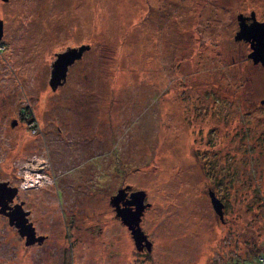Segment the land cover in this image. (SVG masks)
<instances>
[{"label":"rangeland","instance_id":"rangeland-1","mask_svg":"<svg viewBox=\"0 0 264 264\" xmlns=\"http://www.w3.org/2000/svg\"><path fill=\"white\" fill-rule=\"evenodd\" d=\"M253 12L264 23V0H0V182L45 236L26 245L0 213V264L253 261L264 64L235 38ZM83 44L52 90L57 54ZM120 189L146 192L150 251L116 216Z\"/></svg>","mask_w":264,"mask_h":264},{"label":"water","instance_id":"water-1","mask_svg":"<svg viewBox=\"0 0 264 264\" xmlns=\"http://www.w3.org/2000/svg\"><path fill=\"white\" fill-rule=\"evenodd\" d=\"M7 1V0H5ZM240 30L235 38L245 39L251 43L252 52L249 57L254 63L264 64V23L256 19L253 12L250 17L244 14L238 15ZM251 21L250 23L248 21ZM3 20H0V39L3 37ZM90 49V45H81L75 48H68L66 51L58 53L52 65L50 86L52 90H56L63 85L67 79L69 66L73 65L77 60L81 59L83 54ZM16 121L12 125H15ZM18 193L17 187H11L8 182H0V213L8 217L9 224L18 229L19 234L26 239V245L42 243L45 239L43 235H37L33 222L29 221L30 211L24 210L23 202L11 205ZM127 192L124 189L112 196L110 202L115 208L116 216H118L123 224L127 225L131 232L132 239L138 250L144 247L148 251L151 250L152 243L148 240L146 234L140 227V222L144 214V210L149 204L144 203L146 192L138 190L130 193L127 201L122 202ZM214 210L221 219L224 216V203L215 196L213 191L209 192Z\"/></svg>","mask_w":264,"mask_h":264},{"label":"trees","instance_id":"trees-1","mask_svg":"<svg viewBox=\"0 0 264 264\" xmlns=\"http://www.w3.org/2000/svg\"><path fill=\"white\" fill-rule=\"evenodd\" d=\"M264 255V249H262V245L256 250L255 257L253 261H247L242 264H264V262L260 261V256Z\"/></svg>","mask_w":264,"mask_h":264},{"label":"built area","instance_id":"built-area-1","mask_svg":"<svg viewBox=\"0 0 264 264\" xmlns=\"http://www.w3.org/2000/svg\"><path fill=\"white\" fill-rule=\"evenodd\" d=\"M41 173L42 172L39 169L33 170V173H31L32 175H29L30 176L29 182L35 184L36 183L35 181H37L40 178ZM259 259L260 261L264 262V255H261Z\"/></svg>","mask_w":264,"mask_h":264},{"label":"flooded vegetation","instance_id":"flooded-vegetation-1","mask_svg":"<svg viewBox=\"0 0 264 264\" xmlns=\"http://www.w3.org/2000/svg\"><path fill=\"white\" fill-rule=\"evenodd\" d=\"M250 21V20H249ZM248 21V22H249ZM4 34V33H3ZM1 40V39H0ZM0 43H2V42H0ZM131 192V191H130ZM130 192H127V194H126V196L123 198V200H122V202H124V201H127L128 200V198H129V196H130ZM11 205H13V203H11ZM115 209V208H114ZM116 212V211H115Z\"/></svg>","mask_w":264,"mask_h":264}]
</instances>
